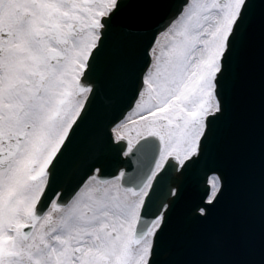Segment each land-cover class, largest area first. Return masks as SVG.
I'll return each mask as SVG.
<instances>
[{
  "label": "snow or ice",
  "instance_id": "1",
  "mask_svg": "<svg viewBox=\"0 0 264 264\" xmlns=\"http://www.w3.org/2000/svg\"><path fill=\"white\" fill-rule=\"evenodd\" d=\"M0 264H264V0H0Z\"/></svg>",
  "mask_w": 264,
  "mask_h": 264
}]
</instances>
